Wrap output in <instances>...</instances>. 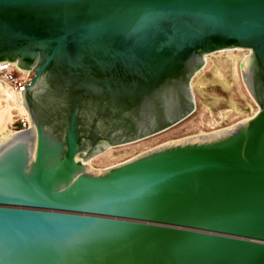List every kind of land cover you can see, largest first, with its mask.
<instances>
[{"label":"water","instance_id":"95a60500","mask_svg":"<svg viewBox=\"0 0 264 264\" xmlns=\"http://www.w3.org/2000/svg\"><path fill=\"white\" fill-rule=\"evenodd\" d=\"M248 47L249 117L92 169L193 107L208 51ZM29 72L0 132V264H264V0H0Z\"/></svg>","mask_w":264,"mask_h":264},{"label":"rangeland","instance_id":"374dc122","mask_svg":"<svg viewBox=\"0 0 264 264\" xmlns=\"http://www.w3.org/2000/svg\"><path fill=\"white\" fill-rule=\"evenodd\" d=\"M231 47L232 48L230 49L232 50V53L238 56L239 59L250 52L248 47L243 48V54L238 51V48L240 47ZM227 53V49H224L222 52L217 50L207 53L206 55H208L207 58L209 60V62L207 61V64L206 55H204L205 53L202 55L203 61L199 67L201 69H196L198 70L196 73H199L197 75L196 73L194 75L192 74V77L190 76L188 80V83L190 81L189 91L192 96L193 107L185 116L160 131L137 138L135 140L127 141L132 143H130V145H126V149H128L129 146H134V148L129 149L124 153L119 154L122 151H117L120 148L117 146H120L121 143H119L120 145L112 144L115 146L107 145L103 148L104 150L102 149L103 152L110 147H114V154H118L112 159L111 162L95 160L93 155L100 151L90 155L88 158L83 160V162L87 163V165L92 169L100 170L106 166L123 161L135 155L136 153L161 142L172 141L201 133H208L209 131L212 132L216 129L227 127L240 119L251 116L255 111L254 105L256 104L257 109L258 105L253 100L242 81L239 66V77H237L236 80L238 86H235V84L232 82L231 64L225 61L226 59H224V55ZM233 86L235 87L233 88ZM230 99H234L235 101L231 102ZM226 100L227 102H225ZM18 128V122L15 120L12 123V129L15 130Z\"/></svg>","mask_w":264,"mask_h":264},{"label":"bare ground","instance_id":"6f19581e","mask_svg":"<svg viewBox=\"0 0 264 264\" xmlns=\"http://www.w3.org/2000/svg\"><path fill=\"white\" fill-rule=\"evenodd\" d=\"M234 47H240L238 48V51L241 52L243 54V48H247V47H242V46H234ZM229 48V49H228ZM232 47H226V48H219L217 49L218 51L220 50L221 52L224 51V49H227V54L224 55V59H226L225 61H227L228 63L231 64V67H232V72H231V78H232V82L235 84V86H238V83L236 82L237 80V77H239V73H238V62L240 61V59H242L236 55H234L232 53V50L230 49ZM216 49L215 50H212V51H208L206 52L204 55H206L207 53H211L213 51H217ZM208 55H206V64L209 62L208 58H207ZM218 60V59H216ZM208 61V62H207ZM205 64V66H206ZM201 68H199L198 70H200ZM198 70H195V72L193 73V75L198 71ZM199 73V72H198ZM196 73V75L198 74ZM192 77V76H191ZM191 79V78H190ZM241 81V80H240ZM237 84V85H236ZM189 85H190V81H189ZM198 85V84H197ZM233 86V88L235 87ZM238 88V87H237ZM247 92V91H246ZM207 95V94H206ZM231 102H234L235 100L234 99H230ZM227 102V100L225 101ZM228 106V105H227ZM255 106V111L257 109V106L256 104L254 105ZM254 111V112H255ZM209 115V114H208ZM224 116V115H223ZM19 120V119H22V120H27V116H26V110L24 108V106L22 105L21 103V95H20V92H17L15 91L14 89H12L11 87L7 86L5 83H3L1 80H0V132L3 131L4 128H7L8 130H13L12 129V123L15 121V120ZM200 120V119H199ZM198 123V122H197ZM201 123V122H200ZM211 123V122H210ZM201 132V131H200ZM210 132V131H209ZM202 134V133H201ZM152 140V139H150ZM139 141V140H138ZM142 141V140H140ZM145 141V140H144ZM147 141V139H146ZM149 142V141H148ZM127 143V144H126ZM130 143L132 142H125V143H121L118 144L120 146H117V147H120L117 151H122L120 152L119 154L121 153H124L125 151L129 150V149H132L134 148V146H129L128 149H126V145H130ZM144 143V142H143ZM124 144V145H122ZM136 144V143H135ZM142 145V144H141ZM110 146H115V145H110ZM109 146V147H110ZM146 146V145H145ZM115 149L114 147H110L109 149H107L106 151L103 152V150H101L100 152L94 154V158L95 160H99V161H104V162H111L112 159L117 156L116 154H114V150ZM132 151V150H131ZM103 152V153H102ZM133 155V153H132ZM131 156V154H130ZM127 158V157H126Z\"/></svg>","mask_w":264,"mask_h":264},{"label":"built area","instance_id":"2783aa9c","mask_svg":"<svg viewBox=\"0 0 264 264\" xmlns=\"http://www.w3.org/2000/svg\"><path fill=\"white\" fill-rule=\"evenodd\" d=\"M28 72V68L17 66L15 60H0V80L17 92H20V89L23 88V83ZM17 122L19 128L25 127L28 123L26 119H19Z\"/></svg>","mask_w":264,"mask_h":264}]
</instances>
